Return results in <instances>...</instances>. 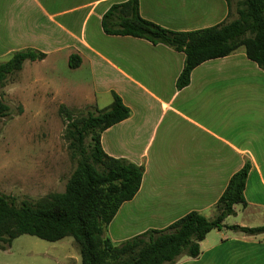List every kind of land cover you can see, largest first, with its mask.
Segmentation results:
<instances>
[{"label": "crops", "instance_id": "obj_1", "mask_svg": "<svg viewBox=\"0 0 264 264\" xmlns=\"http://www.w3.org/2000/svg\"><path fill=\"white\" fill-rule=\"evenodd\" d=\"M126 1L69 0V6L61 10L40 8L50 25L47 45L53 49L42 50V45H37L38 50L33 48L46 57L64 50L67 63L71 56L79 58L78 68L84 60L91 68L101 62L119 80L118 88L113 87L109 92L121 98L130 116L104 131L100 143L107 156L141 166L143 176L135 197L121 206L106 231L114 227L124 207L136 201L158 198L170 208H193L203 201L215 202L231 176L246 163L250 172L244 194L254 175L260 195L251 203L244 196L246 205L242 207L245 210L254 207L264 220V120L252 121L249 126L248 120L247 125L240 121L247 117L248 108H264V86H233L247 75L264 81V72L248 61L239 48L228 57L198 66L190 75L189 85L177 90L175 82L184 66L182 53L144 40L106 36L102 32L104 13L112 5ZM138 6L141 18L174 32L210 28L229 22L232 14L231 4L228 6L225 0H138ZM60 18L66 27L57 21ZM74 24L76 28L81 26L80 33ZM93 35L108 39L110 47L104 53H109V57L94 47ZM247 66L252 67L251 74L246 71ZM248 100L256 104H243ZM244 127H251L255 138L244 135L246 132L241 131ZM187 210L180 216L192 212ZM206 238L199 244L200 254L204 249L211 254L219 249L221 254L228 252L229 244H225L228 240L207 244ZM234 242L253 247L254 254L246 252L245 257L244 253L238 256L242 264L246 260L264 264V234L237 236Z\"/></svg>", "mask_w": 264, "mask_h": 264}, {"label": "trees", "instance_id": "obj_2", "mask_svg": "<svg viewBox=\"0 0 264 264\" xmlns=\"http://www.w3.org/2000/svg\"><path fill=\"white\" fill-rule=\"evenodd\" d=\"M229 6L230 0H225ZM237 19L191 32L164 29L139 14L138 0L112 5L102 16L101 29L106 36L131 37L153 46L162 45L184 55V66L175 87L182 90L190 83L194 69L205 62L230 56L244 48L248 61L264 72V0H237ZM46 55L34 49L15 52L0 64V87L11 75L20 72L26 62L43 61ZM80 65L71 56L68 66ZM109 108L74 119L64 106L60 113L66 123L65 137L70 157L77 164L64 192L15 204L12 197L0 195V249L28 235L55 243L70 237L79 248L80 264H175L180 258L197 259L199 244L213 230H221L226 218L235 215L234 206L246 205L244 191L250 172L246 163L233 174L219 197L217 216L208 220L189 212L164 229H148L119 245L104 232L121 206L130 202L140 189L143 168L125 159L107 156L102 150L101 134L130 116L121 98L111 92ZM9 108L0 100V120ZM246 236L264 234V226L227 227Z\"/></svg>", "mask_w": 264, "mask_h": 264}, {"label": "rangeland", "instance_id": "obj_3", "mask_svg": "<svg viewBox=\"0 0 264 264\" xmlns=\"http://www.w3.org/2000/svg\"><path fill=\"white\" fill-rule=\"evenodd\" d=\"M68 3L69 0H0V64L9 61L15 52L38 50L37 45H42V50L51 51L53 48L47 45L46 40L50 25L40 8L61 10L67 8ZM236 3L237 0H230L232 14L229 22L237 19ZM57 21L66 27L62 18ZM89 27L86 29L88 38ZM75 30L80 33L81 26ZM93 39L97 50L104 53L109 49L106 37L93 35ZM239 52H244V49L240 48ZM104 54L109 57V53ZM64 55L66 52L63 50L50 53L43 61L26 62L20 72L9 76L0 87V100L9 108L8 116L0 120V195L14 198L16 205L24 200L35 201L63 193L76 167L77 160L70 157L69 142L65 137L66 123L60 108L64 106L74 119L95 110L107 109L112 104L109 89L118 88L119 80L106 65L97 62L91 68L90 63L84 60L80 68L71 69ZM251 68H246L250 74ZM236 82L241 85H236ZM236 82L233 86H264L263 79L255 75H247ZM243 104L256 103L248 100ZM247 112V117L240 121L247 125L248 120V126L252 121L264 120L263 107L248 108ZM241 131H245L246 136H254L251 127L241 128ZM240 142L244 144L245 141ZM252 148L255 150L254 145ZM256 184L258 181L253 175L244 194L250 203L260 195ZM217 201H203L202 205L193 208H170L158 198L136 201L124 207L116 217L114 227L108 232L105 230L104 237L119 245L148 229H164L166 223L175 222L187 209L213 220L218 213ZM235 208L236 214L223 222L225 227L213 230L206 238L207 244L216 241L221 244L220 239L223 238L228 240L225 243L229 244L226 246L228 252L221 254L219 249L211 254L204 249L198 259L182 257L175 264H242V258L237 259L238 256L244 253L245 257L246 252L254 254L253 247L234 242L237 236L246 235L230 231L227 227H261L264 226L263 216L257 215L254 207L245 210L242 205H236ZM80 261L79 248L70 237L49 243L23 235L13 240L9 248L0 249V264H80ZM244 264H254V261L246 260Z\"/></svg>", "mask_w": 264, "mask_h": 264}]
</instances>
